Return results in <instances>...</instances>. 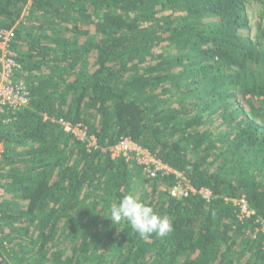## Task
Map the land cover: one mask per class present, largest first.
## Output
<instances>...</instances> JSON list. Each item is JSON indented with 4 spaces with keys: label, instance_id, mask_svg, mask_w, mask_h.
Masks as SVG:
<instances>
[{
    "label": "trees",
    "instance_id": "obj_1",
    "mask_svg": "<svg viewBox=\"0 0 264 264\" xmlns=\"http://www.w3.org/2000/svg\"><path fill=\"white\" fill-rule=\"evenodd\" d=\"M2 30L29 104L0 123V264H264V0H0ZM125 195L172 232L112 225Z\"/></svg>",
    "mask_w": 264,
    "mask_h": 264
},
{
    "label": "built area",
    "instance_id": "obj_2",
    "mask_svg": "<svg viewBox=\"0 0 264 264\" xmlns=\"http://www.w3.org/2000/svg\"><path fill=\"white\" fill-rule=\"evenodd\" d=\"M14 38L12 30L0 31V123H8L9 119H4L3 115L7 111L16 112L28 107L29 91L23 81L13 78V70L18 67L10 43ZM61 126L66 130L72 132L80 141H86L87 146L92 144L93 139L87 137L85 129L80 126L72 127L69 123L60 121ZM91 147V146H88ZM134 153L137 162L144 165L143 171L149 178H155L158 171L173 173L176 178V185L170 190L172 197H186L190 193H195V189L190 186L187 179L177 171L166 167L161 161L153 157L148 151L141 149L138 145L133 143L130 139H121L112 149L111 157L116 158L125 156L127 159L130 154ZM204 198L208 199L210 192L206 189L198 191ZM240 207L242 215L249 216L250 211L246 201L241 198L235 201Z\"/></svg>",
    "mask_w": 264,
    "mask_h": 264
},
{
    "label": "clouds",
    "instance_id": "obj_3",
    "mask_svg": "<svg viewBox=\"0 0 264 264\" xmlns=\"http://www.w3.org/2000/svg\"><path fill=\"white\" fill-rule=\"evenodd\" d=\"M108 220L112 225L126 224L141 239H148L153 234L165 238L173 230V222L168 216L158 215L153 207L132 195H125L118 203L110 206Z\"/></svg>",
    "mask_w": 264,
    "mask_h": 264
},
{
    "label": "rangeland",
    "instance_id": "obj_4",
    "mask_svg": "<svg viewBox=\"0 0 264 264\" xmlns=\"http://www.w3.org/2000/svg\"><path fill=\"white\" fill-rule=\"evenodd\" d=\"M260 6L257 4H251L248 6V17L252 27V35L256 34V22L258 21V13ZM88 146H93L92 144ZM264 227V226H263Z\"/></svg>",
    "mask_w": 264,
    "mask_h": 264
}]
</instances>
